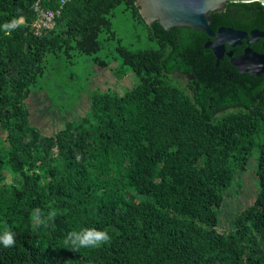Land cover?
<instances>
[{"label": "trees", "instance_id": "1", "mask_svg": "<svg viewBox=\"0 0 264 264\" xmlns=\"http://www.w3.org/2000/svg\"><path fill=\"white\" fill-rule=\"evenodd\" d=\"M35 1L0 0V26L24 21L0 29V233H15L14 246L0 244V264H264V74L240 73L227 56L217 63L204 32L148 25L134 0H69L54 29L37 37ZM118 17L131 22L138 46L117 37ZM210 18L214 32L264 30L260 2H228ZM114 40L111 58L96 56ZM79 57L118 80L131 71L135 85L91 93L84 116L44 135L27 101L43 94L65 115L55 104L66 98L45 88ZM174 73L194 76L206 100L187 94ZM255 153L258 193L222 230L227 194ZM37 208L57 215L33 231ZM82 228L107 229L111 242L65 248V236Z\"/></svg>", "mask_w": 264, "mask_h": 264}, {"label": "rangeland", "instance_id": "2", "mask_svg": "<svg viewBox=\"0 0 264 264\" xmlns=\"http://www.w3.org/2000/svg\"><path fill=\"white\" fill-rule=\"evenodd\" d=\"M113 30L117 37L121 38L123 45L136 47L137 35L133 33L131 22L126 18H115L113 21ZM143 37V36H142ZM116 41L105 43L104 49L96 56H106L111 50H114ZM112 56L109 54L108 56ZM80 61L65 69L63 72H54L55 80L48 81L46 90L52 97L62 94L66 101L59 100L56 107L62 109L65 107L66 114L61 115L56 109H53V103L43 94H33L27 101L31 113L30 122L32 126L38 128L44 135H53L60 130L66 121L74 120L78 116H84L89 109V95L95 91H106L108 89L122 93L135 85V77L131 71L123 79H116L114 75L106 70L92 64L90 57H79ZM85 59L84 62L82 60ZM120 61L113 63V67H118ZM71 77L73 79H71ZM62 82V83H61ZM62 84V90L55 85ZM82 95L79 96V93ZM68 113V114H67ZM70 120V121H71ZM257 153L252 157L249 168L242 172L237 179L236 185L232 188L226 198L221 213L220 228L230 229L232 227V216L242 210L245 206L251 204L259 190L258 178L256 174Z\"/></svg>", "mask_w": 264, "mask_h": 264}, {"label": "water", "instance_id": "3", "mask_svg": "<svg viewBox=\"0 0 264 264\" xmlns=\"http://www.w3.org/2000/svg\"><path fill=\"white\" fill-rule=\"evenodd\" d=\"M139 13L148 25L154 22L169 30L173 27H188L207 34L209 40L204 48L212 51L217 63L227 56L240 73L253 76L264 74V55L255 52L250 46L263 39L264 32L253 30L250 33L233 28L220 27L216 32L211 28L210 13L223 10L232 0H134ZM264 0H248L252 3ZM246 39V48L240 56L234 55V49ZM227 46L230 50L227 51Z\"/></svg>", "mask_w": 264, "mask_h": 264}, {"label": "clouds", "instance_id": "4", "mask_svg": "<svg viewBox=\"0 0 264 264\" xmlns=\"http://www.w3.org/2000/svg\"><path fill=\"white\" fill-rule=\"evenodd\" d=\"M61 6L66 3V0H59ZM233 3L242 2V0H232ZM248 2V0H243ZM23 18H13L12 20L4 23L0 26L6 34L11 33L17 28L23 26ZM79 155L77 159L79 160ZM57 215L55 210L50 211L46 216L40 209H34L31 214L32 229L33 231H39L41 227L47 228L49 224L55 219ZM111 242V235L107 229L97 228H82L80 230L70 231L64 238L63 244L65 248L79 251L80 249H95L100 248L105 244ZM0 244L5 248H9L15 245V233L6 228L3 233H0Z\"/></svg>", "mask_w": 264, "mask_h": 264}, {"label": "flooded vegetation", "instance_id": "5", "mask_svg": "<svg viewBox=\"0 0 264 264\" xmlns=\"http://www.w3.org/2000/svg\"><path fill=\"white\" fill-rule=\"evenodd\" d=\"M253 30H259V31H261V32H264L263 29H257V28H253V29H251V30L248 31V32L250 33V32L253 31ZM248 32H247V33H248ZM246 42H247V40L244 39V40L242 41V45H241V46H238V47L242 48V52H241L239 55H236V56H240V55L243 54L244 49L246 48ZM250 47H251L255 52L264 55L263 39L258 40L256 43L252 44ZM256 48H257V49H256ZM236 49H237V48H236ZM236 49H234V52H235ZM262 49H263V50H262ZM174 50H175V47H172L170 53L172 54ZM261 50H262V51H261ZM177 56H181V62H182L181 65H182L183 67H185V66L188 67V63H186V62H187L186 57H185V56L183 57V55H182V54L180 55V53H179V55H177ZM177 60H178V59H177ZM183 63H184V64H183ZM188 71H189L191 74L194 73L193 70H188ZM190 73H189V74H190ZM172 78H173L174 80L178 81V82H179V81L182 82V83L184 84V87H185V92H186L187 94H189L190 96H192L193 99H196V96H197V95H201L202 98H203V101H204V100H206V96L209 95V91H208V89H207V88H204V89L201 90V89H200V83H199V82H196V78H195L194 76H192V75H185V74L183 75V74H180V73H174V74H172ZM233 82H234V80H231V81L228 82V85H230V90H228L229 92H231V90L233 89V88H232ZM208 102L211 103L212 100H209Z\"/></svg>", "mask_w": 264, "mask_h": 264}, {"label": "built area", "instance_id": "6", "mask_svg": "<svg viewBox=\"0 0 264 264\" xmlns=\"http://www.w3.org/2000/svg\"><path fill=\"white\" fill-rule=\"evenodd\" d=\"M69 0H66V3ZM64 3L63 6L66 4ZM63 6L57 10L45 9L43 0H36L32 5L35 18L30 24V31L34 36L42 37L49 34L56 25V19L60 16Z\"/></svg>", "mask_w": 264, "mask_h": 264}]
</instances>
